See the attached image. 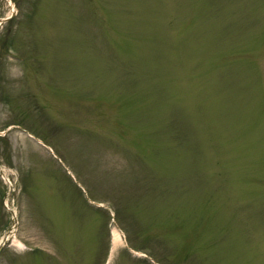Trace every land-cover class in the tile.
<instances>
[{
    "label": "rangeland",
    "instance_id": "obj_1",
    "mask_svg": "<svg viewBox=\"0 0 264 264\" xmlns=\"http://www.w3.org/2000/svg\"><path fill=\"white\" fill-rule=\"evenodd\" d=\"M5 18L0 264H264V0Z\"/></svg>",
    "mask_w": 264,
    "mask_h": 264
},
{
    "label": "water",
    "instance_id": "obj_2",
    "mask_svg": "<svg viewBox=\"0 0 264 264\" xmlns=\"http://www.w3.org/2000/svg\"><path fill=\"white\" fill-rule=\"evenodd\" d=\"M6 19H8V18H5V19H0V22H1L2 20L4 21V20H6Z\"/></svg>",
    "mask_w": 264,
    "mask_h": 264
},
{
    "label": "bare ground",
    "instance_id": "obj_3",
    "mask_svg": "<svg viewBox=\"0 0 264 264\" xmlns=\"http://www.w3.org/2000/svg\"><path fill=\"white\" fill-rule=\"evenodd\" d=\"M114 237H116V234L114 233Z\"/></svg>",
    "mask_w": 264,
    "mask_h": 264
}]
</instances>
